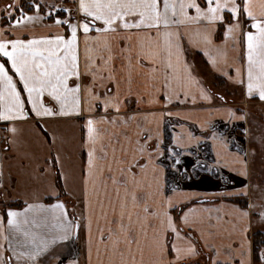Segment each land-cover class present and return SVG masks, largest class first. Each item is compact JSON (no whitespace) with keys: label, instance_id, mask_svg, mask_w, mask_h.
Listing matches in <instances>:
<instances>
[{"label":"snow or ice","instance_id":"obj_1","mask_svg":"<svg viewBox=\"0 0 264 264\" xmlns=\"http://www.w3.org/2000/svg\"><path fill=\"white\" fill-rule=\"evenodd\" d=\"M210 75L264 107V0H8L0 264H264L249 235L264 226V122ZM189 105L225 126L172 136ZM200 170L221 182L216 200L183 189Z\"/></svg>","mask_w":264,"mask_h":264},{"label":"crops","instance_id":"obj_2","mask_svg":"<svg viewBox=\"0 0 264 264\" xmlns=\"http://www.w3.org/2000/svg\"><path fill=\"white\" fill-rule=\"evenodd\" d=\"M3 5L4 4L1 3V0H0V8H3ZM196 54L197 55L199 54V57L203 61V64L206 66V63H205L206 58L203 57L200 53H196ZM197 55H195V59H196ZM223 80H225L228 84H230L233 89H237L238 90V87L233 85L230 81H228L226 79H223ZM241 91H242V89H241ZM243 99H244V97H243ZM254 104L256 105L257 103L255 101L247 102V101L243 100V102L228 103V106H231V107H245L246 110H248L251 107V105H254ZM248 106H249V108H248ZM199 107L200 106L198 105L197 108H199ZM262 108L264 110V107H262ZM177 110L183 111V112H190L191 115H190L188 121H181V123L184 124V128L183 129L179 126V124H176V119L175 118L172 119L171 123L172 124H176L175 130H173V128L170 125L168 126V129H167V132L171 133L172 136H175L179 132L186 133L189 129H191L197 135H199L200 133L198 131V125L202 121H204L206 118L212 119L213 123H215L217 125V128H223L225 126V123H226V117H225V114L223 112H213V113H211V116L209 117L208 113L193 110L191 105L187 106L186 108L177 109ZM255 115H256V113H255ZM263 116H264V113H262L259 116H254V117H252V119H253L254 122H264ZM0 127H2V126H0ZM22 128L24 129V131L21 134V139L24 140V141H28L29 142L28 144H26V147H28L29 150L34 151V152H36L37 155H39L40 154V149L38 147H36L35 145H32L30 143V141H31V133L28 131L27 125H22ZM72 129H74V128H72ZM74 131H75L76 137H79V135H80L79 128L78 127L75 128ZM166 135H167V133H166ZM198 155H199V158L202 161H206L209 165H212L214 163V159H215L214 150H213V148H212L210 143L203 144L200 147V149H199ZM257 163H259V159H257ZM221 173L224 176H228L229 175V173L227 172L226 169H221ZM237 183L238 184L242 183V181L237 180ZM182 187L186 191L198 192V193H208L209 195L206 196V199L208 201H213V200H216V197L211 195V193L219 191L220 188L222 187V184H221V182L219 180L213 178L210 173H206L203 170H200L198 173L197 172H193V179L191 181L183 183ZM18 205H20V206H18ZM10 206H14L13 208L18 209V210H20V209H22L24 207L22 202L10 203ZM206 206L207 207H212L213 205L212 204H208ZM4 207H5L4 205H0V212L3 211ZM224 227H228V226L225 225ZM263 228H264V226H262V225H254L253 228H252V231L249 234L251 239H252V235L255 232L264 231ZM219 243L227 244V240L220 241Z\"/></svg>","mask_w":264,"mask_h":264},{"label":"rangeland","instance_id":"obj_3","mask_svg":"<svg viewBox=\"0 0 264 264\" xmlns=\"http://www.w3.org/2000/svg\"><path fill=\"white\" fill-rule=\"evenodd\" d=\"M7 2H8V0H1V3H3L4 5ZM195 62L199 65V67L202 70L206 68V66L203 64V61L201 60L200 57H198V58L196 57ZM208 83H209V86L211 87V89H213L215 93H217L218 95H223L225 97V99L229 103H232V102H235V103L243 102L244 99H243V96H242L241 89H239V90L233 89L231 87V85L228 84L227 82L225 83L224 86L218 85L219 83L217 82L215 76H211V75L208 77ZM248 108H249V106H248ZM248 110L251 111L252 117L259 116L262 113H264L263 108L261 106H259L258 104L251 105V107ZM255 113H256V115H255ZM263 120H264V116H263ZM74 130H75V128L74 129H68L67 133H66L67 136L71 137V136L75 135V131ZM256 167L257 168L260 167V162L256 163ZM11 207H14V206H11ZM260 232H264V231H260Z\"/></svg>","mask_w":264,"mask_h":264},{"label":"trees","instance_id":"obj_4","mask_svg":"<svg viewBox=\"0 0 264 264\" xmlns=\"http://www.w3.org/2000/svg\"><path fill=\"white\" fill-rule=\"evenodd\" d=\"M195 55H197V54H195ZM196 57L198 58L199 54ZM215 78H216L217 82L219 83L218 85H221V86L225 85L226 82H225V80H223V78H217V77H215ZM238 90H239V88H238ZM18 206H20V205H18ZM252 240L256 244H259L260 242L264 241V232H260V231L255 232L252 235Z\"/></svg>","mask_w":264,"mask_h":264}]
</instances>
